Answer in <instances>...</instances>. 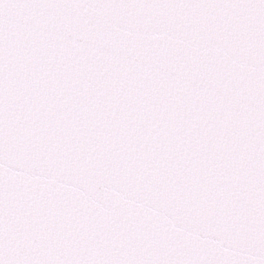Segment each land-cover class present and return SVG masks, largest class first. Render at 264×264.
Instances as JSON below:
<instances>
[{"label": "snow or ice", "instance_id": "snow-or-ice-1", "mask_svg": "<svg viewBox=\"0 0 264 264\" xmlns=\"http://www.w3.org/2000/svg\"><path fill=\"white\" fill-rule=\"evenodd\" d=\"M0 264H264V0H0Z\"/></svg>", "mask_w": 264, "mask_h": 264}]
</instances>
